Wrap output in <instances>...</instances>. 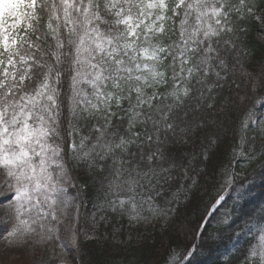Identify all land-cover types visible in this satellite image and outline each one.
<instances>
[{"label":"snow or ice","instance_id":"obj_1","mask_svg":"<svg viewBox=\"0 0 264 264\" xmlns=\"http://www.w3.org/2000/svg\"><path fill=\"white\" fill-rule=\"evenodd\" d=\"M258 9H264L258 0H0V187L8 189L0 194L6 210L0 236L17 247H76L77 225L65 223L73 220L70 209L79 218L83 204L79 194L69 195L73 168L98 174L106 210L130 222L148 219L145 204L164 220L178 211L154 207L158 188L176 167L165 144L188 143L208 126L202 116L188 117L205 106L214 109L207 101L235 83L230 58L238 59L243 22ZM257 20L264 25V15ZM246 75L252 96L239 94L230 99L232 108L221 111L247 105L233 159L252 162L256 151L264 155V120L253 119V110L264 104V72ZM250 130L261 138L255 151ZM215 144L209 137L204 160ZM197 159L193 155L189 165ZM181 167L192 183L181 185L169 203L178 204L181 195L187 200L198 186L196 176ZM220 175L206 214L192 228L199 243L183 256L173 248L165 264H191L206 243L210 218L223 207L238 173L229 161ZM233 213L227 211L220 223L241 220L239 232L247 239L238 264H264V204L242 208L235 218Z\"/></svg>","mask_w":264,"mask_h":264},{"label":"trees","instance_id":"obj_2","mask_svg":"<svg viewBox=\"0 0 264 264\" xmlns=\"http://www.w3.org/2000/svg\"><path fill=\"white\" fill-rule=\"evenodd\" d=\"M258 2L264 4V0H258ZM260 15H264V9H258L255 16L243 22L245 31L237 41L238 59L236 55L230 58L235 62L237 70L232 78L235 82L247 83L246 93L249 96H252V81L248 79L246 73L259 75L264 72V67L262 68L264 37L260 36L264 35V28L256 18ZM68 83L66 75L62 85L65 95L68 94ZM238 91L237 85L230 81V84L224 86L223 92L215 100L207 101L216 105L214 109H208L205 106L200 112L201 116L207 120L208 126L196 130L195 134L188 138V143L166 142L165 151L176 157V167L172 170V179L165 183L162 189L158 188L161 194L156 198L154 207L166 211L176 208L178 211L169 212L165 225H161L160 220H155V224L133 221L131 226H125L124 223L130 222L126 220V215L121 216L106 210L105 190L101 187V177L96 173L88 174L73 168L72 175L75 180L69 192L75 196L79 194L80 200L88 208L101 207L105 221L95 228L88 227V234H92L88 238L80 236L77 244V264H164L168 250L171 248L179 249L182 255H186L191 243H199V240L192 235V228L200 215L205 213V206L209 205L215 195L214 186H218L221 182V165H227L229 161H231V168L238 173L236 183L224 193L223 207H219L208 223L207 232L204 233L206 243L191 258V264H238L247 239L242 238L239 232L238 225L241 224V220H237L236 224H232L231 219L227 224H222L220 221L224 219L227 211L234 209L233 218H235L242 208L250 210L253 206L258 207L264 204V163H262L264 155L256 151L252 162L244 158L237 161L238 155L233 159V148L238 139L236 130L247 105L230 112L221 111L222 107L232 108L230 99L235 98ZM190 103L195 107L196 101ZM242 109L245 110L241 113ZM253 112L254 120H262L264 104L257 105ZM64 117L67 118V103H65ZM188 119L190 120L189 117ZM252 128L256 129L257 126L253 125ZM248 136L255 137L256 143L253 144L255 151L261 138L257 131L253 130L248 132ZM209 137L215 139L216 144L208 150L209 159L204 160L202 153L208 145ZM133 151L136 149L134 148ZM145 151H147V144H145ZM193 155L198 159L189 165ZM181 165L188 168L190 175L196 176L198 186L187 193V200L181 195L178 204L169 203L181 185L187 186L192 183L191 179L184 178ZM193 167L197 168L198 174L193 172ZM241 182H243V187H241ZM239 193L241 196H238ZM143 210L148 213L151 211L149 213L151 218L156 216L148 204L144 205ZM120 222L122 225L116 237L113 233L114 226ZM228 225H231V228ZM154 227L155 229L152 230ZM208 233L214 234L212 239H208ZM53 253L59 254L58 252ZM36 255L39 260H42L41 252Z\"/></svg>","mask_w":264,"mask_h":264},{"label":"rangeland","instance_id":"obj_3","mask_svg":"<svg viewBox=\"0 0 264 264\" xmlns=\"http://www.w3.org/2000/svg\"><path fill=\"white\" fill-rule=\"evenodd\" d=\"M261 27L264 28V25L261 24ZM260 36H261V38L264 37L263 34ZM263 67H264V58H263L262 68ZM258 68H260V67H258ZM234 84L239 86L238 87L239 91L234 96L235 98H237L239 94H247L248 95V93H246L247 88H248L247 83H244V81H242L241 83L236 81ZM244 110L245 109H242L241 113ZM197 114H198V116L202 115L200 112H194L189 116L190 120L192 119L193 116H197ZM262 120H264V118ZM241 159H242V157L238 156L237 161L241 160ZM2 181H3V177H0V182H2ZM6 191H8L7 188L0 187V194L4 193ZM69 195L74 196L73 194H70V193H69ZM238 196H241V194L239 193ZM209 205H210V203H209ZM5 211H6L5 209L0 208V219L4 218ZM70 212L73 213V220H71V221L65 220V223H75L77 225V228H78L77 244H78V240H79L80 236H84V238L85 237L88 238L89 236L92 235V234H88V227L93 226L95 228L99 224L105 222L103 220L104 215L102 214V208L99 206L88 208L83 203L82 207L79 210L80 214H79L78 219L75 218V208L70 209ZM149 213H151V211ZM149 213L146 210L142 209V215L148 218L146 221H143V222L155 224V220H160V224L165 225L166 221L164 219H159L161 217H157V216H155L154 218H151ZM125 218L127 221H129V218L127 215L125 216ZM211 218H210V220H211ZM61 219H65V218L61 217ZM132 222H128V223H124V224H126L125 226H131L133 224ZM153 224H152V226H153ZM121 225H122V223L120 222L114 226V231H113L114 235H116L118 233V231L121 228ZM9 227H10V225H9ZM154 229H155V227L152 228V230H154ZM117 236L118 235H116V237ZM241 237L243 238L244 236L241 235ZM126 240H128V237H126ZM172 249L173 248L168 250V255L166 256V260L169 258L170 253L172 252ZM176 251L181 254V250L178 249ZM40 252L43 255L42 260H39L38 256L36 255V254L39 255ZM53 252H58L59 254L57 255L56 253H53ZM65 252H68L69 254L66 255ZM77 256H78L77 246L71 248L70 250H62V248L58 245L57 242H52L49 244L38 245L36 247L27 246V245L17 247V246H13V245L7 243L6 240L3 239L2 236H0V264H60L61 260H67V261H69V264H77ZM181 256H183V255L181 254Z\"/></svg>","mask_w":264,"mask_h":264}]
</instances>
